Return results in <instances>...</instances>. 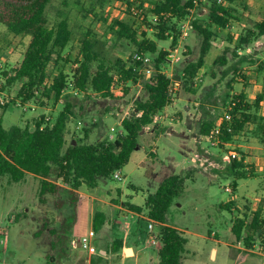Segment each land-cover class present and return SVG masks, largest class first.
Wrapping results in <instances>:
<instances>
[{"label":"rangeland","instance_id":"1","mask_svg":"<svg viewBox=\"0 0 264 264\" xmlns=\"http://www.w3.org/2000/svg\"><path fill=\"white\" fill-rule=\"evenodd\" d=\"M155 3L156 0L50 1L46 10L49 26L57 27L66 20L72 32V40L64 52L70 63H61L62 71L72 76L73 61L84 39L92 42L98 60L108 66L117 68V60L126 62L137 47L118 38L115 21L120 20L136 30L139 38L141 32H146L148 38L157 43V54H147L153 65L160 51L169 53L162 71L172 79V103L155 119L157 123L141 134L137 149L120 171V179L98 177L95 187L80 189L83 195L77 209L78 219L67 244L59 241V220L73 213L72 206L57 209L58 198L51 195L41 201V180L32 174L28 173L19 183L0 176V264H93L92 259L99 255L90 256L73 248L72 240L89 234L96 211L106 217L98 242L96 236L93 240L98 252L100 248H107L113 239L128 233L131 240L140 243L143 254L123 264H156L161 247L159 227L149 220L146 212L131 211L130 205L143 207L164 179L170 175L185 176L189 170L193 172L185 180L184 191L174 199L166 216L167 223L188 239L184 264H264V258L259 256L264 254L259 235L255 236V247L248 250L232 233L237 217L248 214L250 219L257 209L264 210V146L250 133L238 135L222 149L219 145L223 142L213 146L207 137L200 135L206 113L214 120L222 118L227 110L224 104L228 95L244 92L254 102L262 91L261 77L255 70L264 61V36L250 44H241V41L257 21L264 19V0H235L232 6L242 21H231L225 31L214 29L217 37L193 84L185 80L184 71L189 64L199 61L202 39L186 28V24L206 25L211 4L198 0L190 16L178 22L180 35L173 49L172 38L161 41L156 37L158 29L151 14ZM141 9L146 12L147 23L141 20ZM28 43L29 38L15 37L0 25V97L4 102L0 106V118L5 129L34 125L42 116L53 124L65 106V96L71 94L75 116L68 125L66 148L85 138L86 132L89 144L114 141L122 132L119 119L135 113V100L147 98L144 85L152 74L144 70L137 84H123L117 77L112 85L115 99L67 90L58 101L54 96L44 99L40 93L32 102L19 101L16 97L19 86H6L2 74L19 65ZM219 58L222 63L216 64ZM48 72L51 83L58 71L50 68ZM5 105L9 107L6 109ZM262 107L264 112V103ZM233 155L237 162L244 161L243 179L230 175L228 166ZM68 197L64 193L61 198ZM226 204H230L228 208L223 207ZM149 223L153 224L152 229ZM154 236L158 237L157 245L150 241ZM213 247L218 249L217 260H214L215 252L211 256ZM61 249L68 254L60 261ZM99 264L121 263L115 259Z\"/></svg>","mask_w":264,"mask_h":264},{"label":"trees","instance_id":"2","mask_svg":"<svg viewBox=\"0 0 264 264\" xmlns=\"http://www.w3.org/2000/svg\"><path fill=\"white\" fill-rule=\"evenodd\" d=\"M50 1L0 0V25L15 37L29 38L19 65L2 74L6 86H19L16 95L19 101L32 102L39 93L44 99H51L54 96L58 101L67 90H74L87 96L91 93L93 97L115 99L112 85L117 77L119 82L126 85L138 83L145 69L137 57H144L147 54L156 55L158 45L148 38L146 32H141L139 38L136 30L120 20L115 21L119 28L118 38L126 39L137 47L136 52L126 62L117 60L115 66L117 68L108 66L98 60L92 42L84 39L80 42L82 46L76 60L73 61L75 68L72 76L62 71L61 63H70L68 58L64 57V52L72 40V32L66 20L60 22L57 27L49 26L46 10ZM196 1L198 0L186 2L156 0L151 11L156 21L155 27L158 29L156 37L161 41L172 38L174 49L180 35L177 24L190 16L196 7ZM207 1L211 4L207 24L203 26L193 22L192 28L202 39L201 57L196 64H189L184 71L185 80L192 84L205 64L204 59L211 50L213 39L217 37L216 31L227 30L231 21L238 23L242 21L237 15L236 8L232 6L235 0ZM130 6L128 4L130 8L128 11L131 10ZM141 20L147 23L146 12L142 9ZM170 33H174V36ZM262 36H264V19L254 24L241 44H250ZM168 58V52L158 53L153 65L154 73L144 85L147 98L135 100V113L119 119L122 133L114 141L89 144L86 142L88 135L86 132L85 138L80 139L76 145L66 148L68 125L75 116V104L71 101L73 97L71 94L65 96V106L53 124L42 116L34 125L5 129L3 119L0 118V176H8L11 181L19 183L28 173L32 174L41 180V201H45L46 196L51 195L58 198L55 202L57 209H63L67 205L72 206L73 213L69 216H61L59 220L61 225L59 241L63 244L69 242L68 236L78 219L77 209L81 198L79 190L83 186L95 187L98 177L108 178L121 171L137 149L138 139L144 129L154 124L155 117L172 103V79L162 71V66L167 63ZM220 62L222 63V58H219L216 64ZM50 68H56L58 71L51 83L48 72ZM255 73L261 77L262 91L254 102H251L244 92L228 95L224 106L232 116L230 121L222 118L214 120L208 113L203 117L200 135L209 138L213 130L220 128V135L217 137L219 144L223 142L219 145L221 149L235 137L245 133L253 134L264 146V112L261 111L264 103V61L256 67ZM8 107L9 105L4 106L6 109ZM228 169L231 176L245 178L246 166L243 160L237 162L236 157H230ZM191 172L193 171H187L185 176H168L157 192L147 198L143 207L130 205V209L139 214L147 211L149 220L154 221L159 227L161 247L158 251L157 264H184L188 239L178 229L167 225L166 216L174 199L182 195L185 180L190 177ZM64 193L69 197L62 199ZM228 205L230 204L223 207L228 208ZM263 211L259 208L252 213L250 219L248 214H244L233 222V235L237 242L244 243L248 250L255 247L256 235L261 238L264 248ZM105 221L106 217L103 213H95L93 221L95 233L101 231ZM55 235L57 237V234ZM121 249L122 241L115 240L113 252L118 253ZM67 254L68 252L61 249L59 260L64 259ZM102 259V255H99L98 258L92 259V263L99 264Z\"/></svg>","mask_w":264,"mask_h":264},{"label":"built area","instance_id":"3","mask_svg":"<svg viewBox=\"0 0 264 264\" xmlns=\"http://www.w3.org/2000/svg\"><path fill=\"white\" fill-rule=\"evenodd\" d=\"M195 3L197 4L198 1H196ZM186 28L192 29L193 24L189 22L188 24H186ZM184 35H186V32H184ZM137 59L142 62V65L144 66V69L148 74L154 73L153 64L151 62V59L147 55H144V57L139 56V57H137ZM177 85H179V84L176 83V86ZM3 103L4 102H3L2 98L0 97V106L3 105ZM231 119H232V116H231L230 112L228 110L225 111L224 114L222 115V120L230 121ZM218 135H220V128H216L215 130H213L212 136L208 138L213 146L217 145L219 143V138L217 137ZM235 157L236 156L233 155V158H235ZM114 177L116 179H120L121 178L120 172H117L114 175ZM152 228H153V224L149 223V229H152ZM95 236H96V234H95L94 230H91L87 236L81 237L77 240H75V239L72 240V247L76 248V249H80L82 251H85L90 256L100 255V252H98L97 246L93 242ZM150 241L154 245H157L159 243L158 237H156V236H154Z\"/></svg>","mask_w":264,"mask_h":264},{"label":"crops","instance_id":"4","mask_svg":"<svg viewBox=\"0 0 264 264\" xmlns=\"http://www.w3.org/2000/svg\"><path fill=\"white\" fill-rule=\"evenodd\" d=\"M158 116H156L155 119ZM155 119H154V123H157V121ZM118 124L120 125L119 122H118ZM152 125L146 127L143 132H147L149 127H151ZM202 138L205 139L204 136H202ZM252 163H256V162L252 161ZM255 165H261V164L258 162ZM262 167H264V166H262ZM79 194L81 196L83 195L81 190H79ZM144 212H146L145 214H147V211H144ZM95 213L93 212V221H94ZM143 213H140V214H143ZM167 225L170 226L168 223H167ZM92 230H93V228H92ZM95 234H96V240L98 242V239L100 238L101 231L99 233H95ZM115 240H121L122 241V249L118 253H114L113 252V245H114ZM99 251H100V255H102V257H103L102 262H108L109 263L110 261H112V260L114 261L116 259V260H119L121 264H123L125 261L130 260V259H139V258H141V255L143 254V249L141 248L140 243L137 242V241L131 240L128 233H126L125 236L122 237V238L113 239L112 242L108 245L107 248H100ZM213 252L216 253V257H215L214 260H217V258H218V249L216 247H213L212 251H211V256H212ZM259 256L264 258V254L263 255H259ZM152 259H153V255H152ZM100 262H101V260H100Z\"/></svg>","mask_w":264,"mask_h":264},{"label":"water","instance_id":"5","mask_svg":"<svg viewBox=\"0 0 264 264\" xmlns=\"http://www.w3.org/2000/svg\"><path fill=\"white\" fill-rule=\"evenodd\" d=\"M130 252V251H129Z\"/></svg>","mask_w":264,"mask_h":264}]
</instances>
